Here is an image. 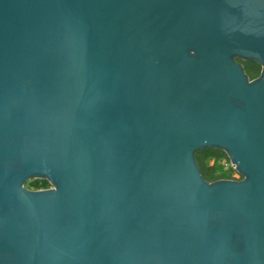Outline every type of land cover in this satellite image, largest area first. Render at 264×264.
I'll use <instances>...</instances> for the list:
<instances>
[{
    "label": "water",
    "instance_id": "1",
    "mask_svg": "<svg viewBox=\"0 0 264 264\" xmlns=\"http://www.w3.org/2000/svg\"><path fill=\"white\" fill-rule=\"evenodd\" d=\"M0 264H264V0H0Z\"/></svg>",
    "mask_w": 264,
    "mask_h": 264
},
{
    "label": "trees",
    "instance_id": "2",
    "mask_svg": "<svg viewBox=\"0 0 264 264\" xmlns=\"http://www.w3.org/2000/svg\"><path fill=\"white\" fill-rule=\"evenodd\" d=\"M246 74L249 79L256 76L254 69L246 68ZM194 158L198 165L202 178L207 182H213L218 179H241L232 177V172H235L230 167H225L224 163L228 164L229 160L227 156L220 150L216 149H201L194 153ZM212 160L213 163H209ZM224 160V161H221ZM221 170L220 173H218Z\"/></svg>",
    "mask_w": 264,
    "mask_h": 264
},
{
    "label": "rangeland",
    "instance_id": "3",
    "mask_svg": "<svg viewBox=\"0 0 264 264\" xmlns=\"http://www.w3.org/2000/svg\"><path fill=\"white\" fill-rule=\"evenodd\" d=\"M221 161H224V160H221ZM209 163H213V161L210 160ZM220 172H221V170L218 173H220ZM231 174H232V177H234V178H238L239 177L237 172H232ZM24 187L27 190H30V191H38V190L50 189L51 185L45 180L35 179V180L27 181L24 184Z\"/></svg>",
    "mask_w": 264,
    "mask_h": 264
},
{
    "label": "flooded vegetation",
    "instance_id": "4",
    "mask_svg": "<svg viewBox=\"0 0 264 264\" xmlns=\"http://www.w3.org/2000/svg\"><path fill=\"white\" fill-rule=\"evenodd\" d=\"M238 62L242 65L243 69H244V72L246 74V68L250 69H254L255 72H256V76L252 79H249V80H253V79H256L257 77H259L260 75V72H261V66L258 65L257 63L255 62H251V61H242V60H238ZM247 75V74H246ZM248 77V75H247Z\"/></svg>",
    "mask_w": 264,
    "mask_h": 264
},
{
    "label": "built area",
    "instance_id": "5",
    "mask_svg": "<svg viewBox=\"0 0 264 264\" xmlns=\"http://www.w3.org/2000/svg\"><path fill=\"white\" fill-rule=\"evenodd\" d=\"M224 166H225V167H230V168H232V169L234 170V167H233V165L230 164V162H229L228 164L224 163ZM234 171H235V170H234ZM235 172H236V171H235Z\"/></svg>",
    "mask_w": 264,
    "mask_h": 264
}]
</instances>
